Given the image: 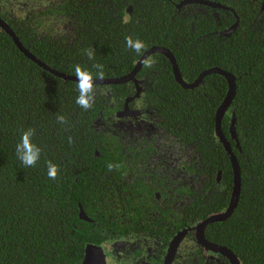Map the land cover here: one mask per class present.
I'll use <instances>...</instances> for the list:
<instances>
[{
    "label": "trees",
    "instance_id": "obj_1",
    "mask_svg": "<svg viewBox=\"0 0 264 264\" xmlns=\"http://www.w3.org/2000/svg\"><path fill=\"white\" fill-rule=\"evenodd\" d=\"M123 1L64 3L58 10L69 23L64 33L57 34L50 19L38 31L35 19L17 22L11 29L38 60L68 75L75 76L76 65L93 78L95 65L102 66L103 78L126 75L152 46L172 53L186 83L214 67L234 75L235 96L221 130L240 168V195L231 216L208 225L204 234L208 241L230 249L240 264H264L261 0H209L237 15V26L228 37L218 31L236 22L232 15L220 14L217 19L206 7L199 6L202 12L197 13L192 4L177 9L183 0ZM129 36L144 43L140 54L126 47ZM88 51L93 52L91 58ZM147 60L151 66L144 64L136 74L151 94L146 106L155 110L167 134L197 154L198 194L189 191L195 199L182 210L181 226L198 223L224 211L232 190L230 161L214 135V116L227 83L221 75L210 74L197 87L183 89L164 56L154 54ZM93 88L92 107L85 110L76 103V82L63 81L36 65L0 30V264H81L86 244L100 245L117 230L110 222L115 215L113 190L125 163L108 144L112 138L97 132L94 121L100 113L120 109L134 86L128 82ZM232 114L239 148L229 136ZM58 116L65 122L60 123ZM27 129L34 130L31 142L40 149L33 167L24 166L16 156V145ZM48 162L58 168L55 180L47 175ZM125 196L122 200L129 203V194ZM78 204L91 222L79 219ZM220 260L229 264L224 257Z\"/></svg>",
    "mask_w": 264,
    "mask_h": 264
},
{
    "label": "flooded vegetation",
    "instance_id": "obj_2",
    "mask_svg": "<svg viewBox=\"0 0 264 264\" xmlns=\"http://www.w3.org/2000/svg\"><path fill=\"white\" fill-rule=\"evenodd\" d=\"M71 1L83 4L90 0H0V18L10 28H15L17 22L31 23L35 19L37 31L50 19L49 25H54L55 32L60 34L67 32L69 23L58 10ZM192 5L198 7L197 13L202 12L199 6L210 9L217 19L220 14L236 18L228 9ZM126 13L130 15V6ZM144 85L143 82L139 96L135 97L134 87V91L123 98L120 109L109 114L100 113L94 121L97 132L112 138L108 144L119 151L125 163L123 171L117 174L113 190L115 215L110 222L117 230L99 245L104 252V264H165L173 236L198 224L181 226L182 210L195 199L188 195L189 191L198 194L197 154L159 125L155 110L146 106L151 94L144 91ZM127 98H131L128 103L131 114L117 116ZM95 153V157H100L98 151ZM127 194L129 203L122 200L127 199ZM220 257L223 256L205 251L196 242L192 230L183 237L168 264H221Z\"/></svg>",
    "mask_w": 264,
    "mask_h": 264
},
{
    "label": "water",
    "instance_id": "obj_3",
    "mask_svg": "<svg viewBox=\"0 0 264 264\" xmlns=\"http://www.w3.org/2000/svg\"><path fill=\"white\" fill-rule=\"evenodd\" d=\"M189 4H199V5L209 6L211 8H222V9L230 10L235 15L236 22L232 26H230L227 30H224L221 33H219V35L223 37H228L235 30L237 26L238 17L232 9L226 6H223L217 2H211L208 0H183L180 3H178L176 7L177 9H180L181 7L189 5ZM260 11L264 12V0H261ZM0 30L5 32L11 38L12 42L19 49V51L26 58L34 62L36 65L46 70L47 72L53 74L54 76L62 79L63 81H72V82L78 83L76 76L64 74L62 72L53 70L52 68L47 66L45 63L38 60L29 50H27L22 45V43L19 41L18 37L16 36L15 32L1 18H0ZM154 54L162 55L169 61L171 68H172V74H173L174 80L183 89H193L197 87L202 82L203 78L210 74L221 75L226 80L227 92H226V95L222 103L216 109V113L214 116V135L218 139V142L222 145L224 151L227 154V157L230 161L232 175H233L232 190L230 194L229 203L226 209L224 211L209 215L206 219L202 220L201 222H198V224L192 228L182 229L179 232H177L169 242V245L167 248V255L165 257V264H168V262L174 255L183 237L187 234V232L192 231V230H194V236L196 238V242L200 246H202L205 251H210L212 253L223 256L229 262V264H240L238 258L234 255V253L230 249L208 241L205 238V234H204L205 229L208 225L213 224V223L224 222L227 218L231 216V214L233 213L234 209L237 206L238 198L240 195V168L237 162V158L235 154L233 153L230 142L228 141V139L226 138V136L221 130V121L225 113L229 109L234 99V96H235L236 88H235L234 75L220 68L214 67V68H210V69H207L201 72L193 82L186 83L182 79V76L178 69L176 60L174 59V56L172 55V53L164 47L152 46L148 48L142 54V56L136 62L134 68L130 71V73L120 76V77H113V78H102V79L93 78V86L122 85L128 82H131L135 87V92H136L135 97L139 96V94L143 91L142 84L144 80L136 78V74L140 71V69L145 64L144 61ZM130 100L131 98H127L125 100L124 107L122 111L117 113V116H121V115L126 116L127 112L131 114V112L128 109V103ZM229 136H230V139L235 142V147L239 148L236 131H235L234 114L231 115L230 126H229ZM220 174L221 172L218 173L217 182L220 181ZM78 209H79L78 210L79 219L86 221V222H91V220L87 217V215L83 211L80 204H78ZM104 257H105L104 252L101 246L88 243L85 245L83 259H82L81 264H104L105 263Z\"/></svg>",
    "mask_w": 264,
    "mask_h": 264
},
{
    "label": "clouds",
    "instance_id": "obj_4",
    "mask_svg": "<svg viewBox=\"0 0 264 264\" xmlns=\"http://www.w3.org/2000/svg\"><path fill=\"white\" fill-rule=\"evenodd\" d=\"M128 17L125 18V22H127ZM126 47L129 49H132L137 54H140L142 50L145 48V45L140 40H133L130 36L126 38ZM87 55L89 58L92 57L93 52L88 51ZM146 67L151 66V62L148 60L144 61ZM97 68V78L102 79L103 78V70L101 65H95ZM75 76L77 78V88L79 91V95L76 98V103L84 108L85 110L92 107L93 102V75L82 69L81 66L76 65L75 66ZM58 121L60 123H64V117L58 116ZM34 135L33 129H27L26 131L22 132L20 137V142L16 145V156L19 159V161L26 167H33L36 165L37 161L40 159V149L35 146L31 142V137ZM71 143V140H69ZM109 169L113 167V165H108ZM58 168L56 165L52 164L51 162L47 163V175L49 179L55 180L57 177Z\"/></svg>",
    "mask_w": 264,
    "mask_h": 264
}]
</instances>
